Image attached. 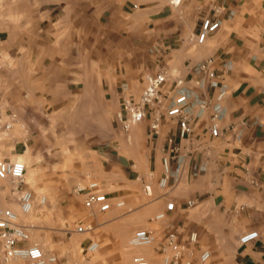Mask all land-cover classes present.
Here are the masks:
<instances>
[{"label":"crops","instance_id":"obj_1","mask_svg":"<svg viewBox=\"0 0 264 264\" xmlns=\"http://www.w3.org/2000/svg\"><path fill=\"white\" fill-rule=\"evenodd\" d=\"M13 1L19 3V10L5 11L3 16L18 24H6L5 35H0V57L2 51L7 55L4 65L0 62L1 123L13 114L24 121L29 101L36 103L32 109H42L43 100L49 97L44 93L50 92L61 77L73 76L76 84L83 82L76 68L89 67L85 76L92 78L91 56L80 59L69 55L78 50L71 40L75 35L82 42L79 51L86 53L93 49V32L104 34L108 41L104 44L116 54L127 51L139 55L149 49L154 55L149 56L145 74L165 67L172 76L186 80L187 88L193 84L189 82L191 68L206 58H216L217 74L228 87L221 136L213 138L208 132L211 110L195 119L199 113L195 108L192 151L197 153L184 163L180 178L170 189L161 192L156 181L162 177L166 137L179 141L177 124L163 122L160 137L154 145L149 141L154 147L149 165L155 177L147 196L154 199L144 202L143 196L132 194L130 204L148 215L165 211L169 202H175L174 212L165 221L148 219L147 225L152 226L160 244L169 230L176 229L183 239L195 232L198 248L211 253L208 264L212 259L213 264H264V0H185L179 6L173 0H3L4 4ZM206 17H217L221 28L198 46L196 37ZM98 61L95 68L101 70L96 71L100 93L110 95L120 109L118 80L123 79L116 68L114 75L104 68L106 63L100 65ZM227 62L232 65L228 72L222 67ZM29 77L35 79L34 87L28 84ZM206 95L212 97L214 90L209 89ZM17 124H13V138L8 143L23 149L25 141L16 138ZM181 144L187 148L185 153L191 151L187 141ZM109 160L113 168L119 166L113 156ZM200 163L207 170L194 178L192 167ZM191 200L196 205L189 208ZM254 231L259 239L241 245L240 238ZM160 249L155 250L152 263L160 264Z\"/></svg>","mask_w":264,"mask_h":264},{"label":"rangeland","instance_id":"obj_2","mask_svg":"<svg viewBox=\"0 0 264 264\" xmlns=\"http://www.w3.org/2000/svg\"><path fill=\"white\" fill-rule=\"evenodd\" d=\"M11 10L18 11L19 3L4 4L0 0L1 36L5 35L6 24L8 27L10 23L12 26L18 24V21L4 19L3 13ZM71 38L78 50L69 55L80 59L85 55V59L91 56L92 78L88 80L89 75L85 76L89 67L76 68L74 70L83 75V82L76 84L73 76L61 77L55 86H51L50 92L44 93L49 97L43 100L42 109H32L36 103L29 101L31 107H28L24 121H20L18 114L14 122L18 123L16 138L25 141L23 149H15L8 143L14 130L0 135V160H20L26 164L25 188L36 198L33 212L24 216L20 212V195L15 184L0 180V208L12 209L18 214L21 224L32 226L29 230L30 245H38L46 254L58 255L69 264H134L136 256H145L151 261L160 242L150 247L133 248L129 241L136 231L151 230L152 226L147 225L148 219L162 210L148 215L138 212L130 204V198L132 194H140L144 202L154 199V196H147L155 177L149 165L154 147L147 137L145 122L133 126L129 133L122 131L117 122L121 108L110 95H101L100 77L96 73H101V70L95 67L100 60V65L106 63L104 68L114 75L116 68L123 79L121 82L118 80L120 94L124 90L139 97L146 84L144 78L148 75L145 72L149 68V56L154 54L149 49L139 52V55L127 51L116 54L104 44L108 42L106 36L94 32L93 49L86 53L79 51L82 42L78 35ZM6 59L7 55L2 51L0 62L4 65ZM34 80L29 77L28 84L34 87ZM110 156L119 166L113 168ZM91 181L99 182L103 191L112 196L124 199L125 209H113L106 214L87 210L83 197L76 195L74 190L78 185ZM156 188L161 192L167 191L159 187V180ZM42 197L47 199L45 204L41 203ZM81 226L88 228L80 234L77 231ZM92 242L98 243L99 249L87 254L86 247ZM159 259L162 264V256ZM10 264L27 263L16 261Z\"/></svg>","mask_w":264,"mask_h":264},{"label":"built area","instance_id":"obj_3","mask_svg":"<svg viewBox=\"0 0 264 264\" xmlns=\"http://www.w3.org/2000/svg\"><path fill=\"white\" fill-rule=\"evenodd\" d=\"M185 0H173L174 5H181ZM215 13H219L215 9ZM221 28V21L217 17H206L202 21L201 30L196 37V44L203 46L207 39L217 33ZM155 52L159 53V50ZM217 60L209 57L191 68L193 82L192 88H187L186 80L171 75L170 71L162 67L154 74L146 76V84L139 95L122 92L121 109L117 116V122L124 133H129L133 126L148 122L149 141L154 143L160 137L163 122H175L178 126L179 141L173 136H167L165 146L162 149L161 167L162 177L159 180L161 189L169 190L173 181L181 176L184 163L192 158L197 152L192 151L195 127L192 124V111L199 109L195 119L207 110H211L208 121V132L211 137L221 136L220 120L225 110L223 103L228 95V87L221 82L216 70ZM226 72L232 70L231 63H224ZM2 65L0 63V71ZM214 90V95L209 97L206 91ZM16 115H11L4 122H0V134L10 132L16 120ZM181 141H187L190 150L187 153ZM206 165L203 163L194 164L192 176L194 178L206 172ZM27 166L20 160H0V180L10 181L15 184L18 192L20 212L24 216L30 215L35 208V194L26 189ZM149 190V188H148ZM74 193L83 197V205L87 210L99 213H108L113 209L123 210L126 201L118 196L103 191L102 185L97 181L88 182L85 185H78ZM46 197L41 198V203H46ZM196 205L195 200L187 203L189 208ZM175 202L168 203L165 211L160 212L151 218V222L160 223L169 218L175 210ZM32 226L20 223L18 214L9 208H0V264H10L16 261H23L27 264H69L60 256L48 255L38 245H30L29 230ZM87 226L78 228V233L87 231ZM259 239L257 231L242 236L239 240L241 245H248ZM155 233L151 230L140 229L134 233L129 241L133 248L150 247L157 242ZM162 264H207L211 260V253L208 250L198 248V234L191 232L186 239L176 229L169 230L164 241L160 244ZM99 249V244L92 242L86 247L87 254H92ZM134 264H152L145 256H136Z\"/></svg>","mask_w":264,"mask_h":264},{"label":"bare ground","instance_id":"obj_4","mask_svg":"<svg viewBox=\"0 0 264 264\" xmlns=\"http://www.w3.org/2000/svg\"><path fill=\"white\" fill-rule=\"evenodd\" d=\"M24 163V162H23ZM20 219V218H19Z\"/></svg>","mask_w":264,"mask_h":264}]
</instances>
